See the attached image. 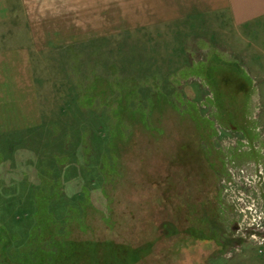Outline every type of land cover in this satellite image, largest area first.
<instances>
[{
    "label": "rangeland",
    "instance_id": "rangeland-1",
    "mask_svg": "<svg viewBox=\"0 0 264 264\" xmlns=\"http://www.w3.org/2000/svg\"><path fill=\"white\" fill-rule=\"evenodd\" d=\"M223 1L5 0L0 264H264V0Z\"/></svg>",
    "mask_w": 264,
    "mask_h": 264
},
{
    "label": "crops",
    "instance_id": "crops-1",
    "mask_svg": "<svg viewBox=\"0 0 264 264\" xmlns=\"http://www.w3.org/2000/svg\"><path fill=\"white\" fill-rule=\"evenodd\" d=\"M206 1L210 3V0ZM222 4H229L233 7L234 5H238V1L228 0V2L223 1ZM260 4H264V2H260ZM197 5L203 6L207 4L206 2L202 3L199 1V4ZM257 12L258 10L255 11L254 14ZM254 14H251V16ZM11 19L12 17L8 16L6 13L5 0H0V25ZM1 38L2 37H0V101L8 99L11 102H16L18 105V103L20 104L18 99L22 97L21 95L26 96L27 92L30 91L28 86L33 83V64L30 50L28 49L29 47H14V44H12L13 46L10 45V41H7V43L4 41V38ZM15 87H17L16 90ZM13 92H16L17 94L15 98L10 97ZM18 109L22 110L21 105L18 106Z\"/></svg>",
    "mask_w": 264,
    "mask_h": 264
},
{
    "label": "built area",
    "instance_id": "built-area-1",
    "mask_svg": "<svg viewBox=\"0 0 264 264\" xmlns=\"http://www.w3.org/2000/svg\"><path fill=\"white\" fill-rule=\"evenodd\" d=\"M261 221L262 220L259 217H257V211H254L250 228L251 229L253 228L252 230H258L259 228H261V223H262Z\"/></svg>",
    "mask_w": 264,
    "mask_h": 264
}]
</instances>
